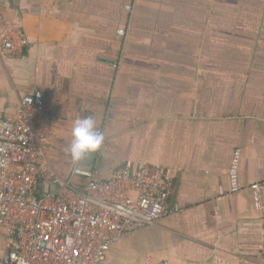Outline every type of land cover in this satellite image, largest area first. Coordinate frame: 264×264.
I'll return each mask as SVG.
<instances>
[{
	"label": "crops",
	"instance_id": "obj_1",
	"mask_svg": "<svg viewBox=\"0 0 264 264\" xmlns=\"http://www.w3.org/2000/svg\"><path fill=\"white\" fill-rule=\"evenodd\" d=\"M12 26L29 44L0 56V118L42 93L50 169L38 195L84 184L65 152L78 117L105 135L94 180L127 162L171 170L169 213L99 264H262L249 185L264 181V0H0V33ZM7 251L0 228V264Z\"/></svg>",
	"mask_w": 264,
	"mask_h": 264
},
{
	"label": "built area",
	"instance_id": "obj_2",
	"mask_svg": "<svg viewBox=\"0 0 264 264\" xmlns=\"http://www.w3.org/2000/svg\"><path fill=\"white\" fill-rule=\"evenodd\" d=\"M28 44L18 27H8L0 33V56L21 55ZM99 63L117 68L105 58ZM50 119L39 90L21 97L12 117L0 118V228L8 244L2 263L99 264L111 243L169 213L171 170L127 162L109 180L96 181L92 172L73 169L82 186L62 182L38 195L50 169L44 153ZM238 167L237 151L228 171L230 193L239 190ZM249 190L254 209L264 215V181ZM262 232L264 264V217Z\"/></svg>",
	"mask_w": 264,
	"mask_h": 264
},
{
	"label": "clouds",
	"instance_id": "obj_3",
	"mask_svg": "<svg viewBox=\"0 0 264 264\" xmlns=\"http://www.w3.org/2000/svg\"><path fill=\"white\" fill-rule=\"evenodd\" d=\"M71 140L65 149L74 165H79L89 156L96 154L105 141L104 132L98 130L97 122L92 116L76 118L72 122ZM79 171V167L74 169Z\"/></svg>",
	"mask_w": 264,
	"mask_h": 264
},
{
	"label": "water",
	"instance_id": "obj_4",
	"mask_svg": "<svg viewBox=\"0 0 264 264\" xmlns=\"http://www.w3.org/2000/svg\"><path fill=\"white\" fill-rule=\"evenodd\" d=\"M96 154H93L86 158L84 161H82L79 166L84 168L85 170L91 171L93 168L94 160H95Z\"/></svg>",
	"mask_w": 264,
	"mask_h": 264
}]
</instances>
